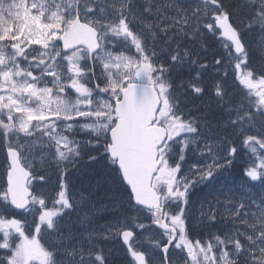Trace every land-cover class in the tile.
Listing matches in <instances>:
<instances>
[{
  "label": "snow or ice",
  "instance_id": "1",
  "mask_svg": "<svg viewBox=\"0 0 264 264\" xmlns=\"http://www.w3.org/2000/svg\"><path fill=\"white\" fill-rule=\"evenodd\" d=\"M0 264H264V0H0Z\"/></svg>",
  "mask_w": 264,
  "mask_h": 264
},
{
  "label": "trees",
  "instance_id": "2",
  "mask_svg": "<svg viewBox=\"0 0 264 264\" xmlns=\"http://www.w3.org/2000/svg\"><path fill=\"white\" fill-rule=\"evenodd\" d=\"M77 187H80V183L79 182H77Z\"/></svg>",
  "mask_w": 264,
  "mask_h": 264
},
{
  "label": "rangeland",
  "instance_id": "3",
  "mask_svg": "<svg viewBox=\"0 0 264 264\" xmlns=\"http://www.w3.org/2000/svg\"><path fill=\"white\" fill-rule=\"evenodd\" d=\"M116 254H117L118 256H120V255H121L119 252H116Z\"/></svg>",
  "mask_w": 264,
  "mask_h": 264
}]
</instances>
